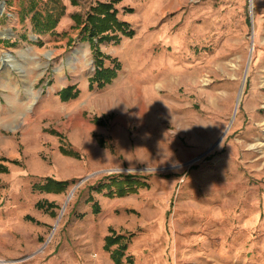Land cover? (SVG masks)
I'll list each match as a JSON object with an SVG mask.
<instances>
[{"label":"rangeland","instance_id":"rangeland-1","mask_svg":"<svg viewBox=\"0 0 264 264\" xmlns=\"http://www.w3.org/2000/svg\"><path fill=\"white\" fill-rule=\"evenodd\" d=\"M32 1L44 10V1L0 0V57L14 56L0 60V157L9 168L0 172V264H116L105 249L110 228L135 233L126 252L135 264H264V0H120L119 17L135 34L99 44L121 68L93 90V47L73 15L85 19L109 0H62L66 12L48 34L34 28ZM180 33L185 40L175 46L168 36ZM164 52L178 64L162 65ZM119 73L140 82L116 92ZM159 75L173 77L166 102ZM69 85L79 94L63 101ZM71 143L79 155L60 150L76 151ZM99 144L119 161L108 164ZM27 168L45 173L19 174ZM48 176L68 180L67 190L28 184ZM127 176L149 185L124 195L130 199L169 192L166 229L157 235L144 209L119 210L126 225L109 213L114 200L98 186ZM41 201L58 206L39 209Z\"/></svg>","mask_w":264,"mask_h":264},{"label":"trees","instance_id":"trees-1","mask_svg":"<svg viewBox=\"0 0 264 264\" xmlns=\"http://www.w3.org/2000/svg\"><path fill=\"white\" fill-rule=\"evenodd\" d=\"M44 1V10H37L36 2H31L30 11L32 14V21L34 28L39 34L53 33L61 18L66 12V6L62 0H39ZM76 0H72L75 2ZM120 0H109V1H98L92 5L86 14L85 19L80 14H74L73 19L77 25H81L83 32L82 39L91 42L94 58L96 64V70L94 75L89 79L90 90L95 88H103L107 84L111 83L112 80L117 76L118 70L121 68V64L116 62L115 59H110L108 55H105L99 44L112 41L118 42L121 40L120 34L128 37H133L135 31L130 27V24L122 20L119 17V11L116 8V3ZM132 11V8L128 9ZM9 42V41H8ZM42 44L43 41H38V44ZM106 58H109L114 66L106 63ZM79 94V90L76 85H69L68 87L60 91V96L63 101L76 98ZM53 133H56L53 131ZM62 153L72 156L79 155L78 152L71 149H67L64 145L60 146ZM2 161H7V158L0 157V172H9L8 166L4 165ZM16 164H21L19 160H13ZM69 181L57 180L53 177H47L44 182L36 183L34 185L35 190L47 193H61L67 190ZM148 184L143 181L127 176L123 180L113 179L109 184L104 183L98 186V191H102L103 188L109 189V196H124L131 193L137 192L141 187H147ZM93 200V196L90 197ZM58 205L50 201L38 202L37 207L39 209L53 210ZM93 209L95 214L101 212L100 204L95 201L93 203ZM30 220H34L33 217L26 216ZM110 234L106 237L105 249L111 251V258L116 264H135L134 258L130 255L126 256V252L129 247V242L135 235L131 233L128 236L125 234L118 233L113 228H110ZM116 246L114 249L112 247ZM125 258V260H123Z\"/></svg>","mask_w":264,"mask_h":264},{"label":"crops","instance_id":"crops-1","mask_svg":"<svg viewBox=\"0 0 264 264\" xmlns=\"http://www.w3.org/2000/svg\"><path fill=\"white\" fill-rule=\"evenodd\" d=\"M133 76H134V73H119V76L114 81V83L116 85V89H117L116 92L120 91L122 89H127L128 85L131 84V83L140 82L139 80L134 79ZM82 102H84V101H82ZM148 123H151L153 125V121L152 120L151 121L146 120L144 124H148ZM98 128H100V126H94V125L89 126V129L93 130V131H96ZM87 133L89 135L90 131H87ZM98 134H100V135L102 134V136H104V133L102 131H100V130L98 131ZM102 136H99V138H98L99 139V143L101 145H105L106 144V142L104 141L105 137L103 138ZM108 140L112 141V139H110V138H108ZM71 144H72V147L76 151H78V153L81 152L80 149L76 145H74L73 143H71ZM100 144H99V146H100ZM100 147H102V146H100ZM97 148L99 149V147H97ZM103 155L106 157L107 160H110V158H111L113 160V162H114L113 163L112 161H109L108 164H115V163H117V161H119L118 156L112 154V150H107L104 147H102V156ZM63 157L68 158L66 156H63ZM25 164L29 167L27 161H25ZM15 168H17V167H10V172H12L13 170L15 171ZM27 169L28 170H25V173L20 172L19 174L20 175L21 174L22 175L26 174V176H29V177H37V176H40V175H44L43 173H45V172H36L37 169H35V170L33 169L34 171H32V169H30V168H27ZM17 170L18 169H16V171ZM82 171H83L82 173H86V174L90 173L91 172V167L87 166V168H85ZM135 178L141 180L138 177H135ZM24 184H27V183H24ZM28 184L30 186H32V188H33L36 183H28ZM172 184H174V183H172ZM19 185H21V183H12V188L13 187L17 188ZM162 186L166 187V188H171L172 187V185L168 184V183H163ZM141 188H139L137 190V192L133 193L132 195L138 194L140 192ZM146 188H149V185ZM89 193L90 194L87 195V198L90 195H93L92 191L89 192ZM106 197L109 198V199H113L114 200L112 205L110 206V212L109 213L113 214L112 215L113 219H121L122 221L121 220L120 221L122 222L121 223L122 225H126L125 223H123V220L126 219V218H123V216H122L123 214H118L119 210L124 209V211H125L124 213L127 214L126 210L129 209V208H133L134 207L136 209L140 208L142 210L144 209V210L148 211V213H147L148 215L146 217L147 218L151 217L152 219L156 220V224L154 226L153 234H154V232L158 233V232H161L164 229H166V222L165 221H166V218H167V213L170 211L169 192H164V191L157 192L154 195V198H152V199L150 198L151 200L148 201L147 203H144L143 200H139L138 198L130 199V196H123V197L106 196ZM116 213L119 215L118 218H116V215H115ZM190 213L194 214L195 212L191 209Z\"/></svg>","mask_w":264,"mask_h":264},{"label":"bare ground","instance_id":"bare-ground-1","mask_svg":"<svg viewBox=\"0 0 264 264\" xmlns=\"http://www.w3.org/2000/svg\"><path fill=\"white\" fill-rule=\"evenodd\" d=\"M175 44V46H179V44H181L184 40H185V37L183 36V33H180V34H177L175 35L174 37H170L168 36ZM183 57V56H182ZM160 59H161V63L162 65L165 64V66L168 64V63H171L173 66L177 65L178 63H176V58L174 57H171L168 53H161V56H160ZM0 60L2 61H7V60H14V56L12 55V53H10L9 51H5L3 53V56L0 57ZM184 58H181V61H183ZM184 62V61H183ZM200 68L198 67L197 71H196V77H198L197 79H199V75H200ZM171 83H173V77L172 75H170L169 77H164L162 75H159V81L156 85V88H157V91H158V94L160 96V101L162 102H166L167 99L169 98V94H170V85ZM243 90H244V87L242 88L241 90V93H240V96H239V102L241 100V97H242V93H243ZM98 100V99H95V101ZM73 193H74V190H72L66 200V203H65V206L64 208L62 209V212H61V215H63L65 213V210H66V204L69 200H71L72 196H73ZM155 235H157L156 232H154Z\"/></svg>","mask_w":264,"mask_h":264}]
</instances>
